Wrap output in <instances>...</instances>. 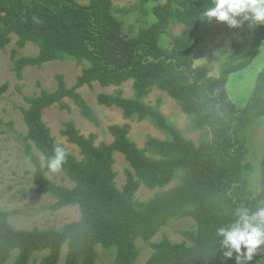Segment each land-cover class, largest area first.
Returning <instances> with one entry per match:
<instances>
[{
	"label": "trees",
	"instance_id": "obj_1",
	"mask_svg": "<svg viewBox=\"0 0 264 264\" xmlns=\"http://www.w3.org/2000/svg\"><path fill=\"white\" fill-rule=\"evenodd\" d=\"M148 0H140L133 9L142 10ZM212 0H165L151 9L155 21L140 27L130 37L114 15L111 0H0V50L17 38L23 49L27 43L38 48L34 56L11 55L12 70L22 80L27 67L41 68L51 61H74L82 65L81 74L68 87L62 75L55 76L56 89L42 90L25 97L22 109L30 141L42 157L59 144L42 120L43 111L54 105L69 111L64 99L71 100L81 115L99 125L95 113L84 101L79 89L97 83L115 87L112 94H99L97 104L118 108L124 120L149 122L165 139L148 137L143 147L129 138L130 125H112V142L95 144L93 133L84 136L72 122H65L61 135L79 149L81 159L67 152L61 172L72 187L58 185L47 177L42 166L26 146L34 165V193L49 196L54 212L77 206L80 219L61 229L15 230L9 214L0 210V264H30L35 254L45 255L39 264H96L97 247L114 249L113 264H135L139 240L148 242L171 221L191 219L192 230L183 231L184 241L171 243L168 238L152 244L146 264H235L225 258L216 230L229 225L238 208L250 210L264 203V156L260 164V189L249 188L252 165L248 161L246 132L257 119L264 117V67L243 108H237L227 93L232 73L250 66L264 46V25L253 23L254 36L237 64L225 65L217 77L210 76V66L194 65V42L204 28V12ZM123 14L131 9L122 8ZM180 25L179 34L169 35L170 26ZM132 31V29H130ZM169 36V45L160 46L161 37ZM132 80L133 98H125L119 89ZM152 89L175 101L199 131L197 143L169 124L161 112V100L145 102ZM8 84L0 85V102ZM62 146V145H61ZM63 147V146H62ZM120 153L130 170L124 171L125 183L116 185L114 153ZM174 180L178 184L155 194L147 201L135 196L143 187L163 189ZM245 249L241 248V253ZM264 264V246L251 261Z\"/></svg>",
	"mask_w": 264,
	"mask_h": 264
},
{
	"label": "rangeland",
	"instance_id": "obj_2",
	"mask_svg": "<svg viewBox=\"0 0 264 264\" xmlns=\"http://www.w3.org/2000/svg\"><path fill=\"white\" fill-rule=\"evenodd\" d=\"M79 4H86L88 0H76ZM114 7L115 17L122 23L123 31L128 36L133 37L140 27H146L155 21L151 14V9L158 3L165 0H148L142 10L133 9L138 6L140 0H111ZM122 8L131 9L130 13L123 14L119 10ZM241 21L239 26L231 27L226 22H218L215 18L209 20L207 17L201 34L194 42L193 54L194 65L210 66V76L217 77L225 65L237 64L246 53L248 46L254 36L253 23ZM132 29V31H130ZM182 30L180 25L170 26L169 35L179 34ZM17 38L12 35L10 44L0 50V85L8 84V90L0 102V210L9 214V224L15 230H48L61 229L64 225L76 222L80 219L77 206H67L59 211H52L50 206L54 200L49 196H38L34 193L33 175L34 165L29 161L26 154V146H31V153L37 157L39 162L42 156L34 145L25 139L27 134L26 126L23 122L22 109H27L28 104L25 97L39 95L44 90L53 92L56 89L55 76L62 75L68 87H71L76 77L81 74L82 65L74 61H51L42 65L41 68L27 67L23 71L22 80H18L12 70L11 55L25 57L34 56L38 53V48L31 43H27L23 49L16 45ZM169 36L161 37L160 46L168 47ZM264 67V46H262L252 64L246 69L230 74L226 86L227 93L237 108H243L255 86L257 76ZM133 81L129 80L119 88L125 98H133ZM115 87L103 88L97 83L92 86H84L79 89L84 101L89 105L98 118L99 125L86 120L77 106L69 99H64L69 111L61 109L59 106H52L43 111L42 120L51 131L52 136L61 144L69 154L77 159H81L79 149L67 142L61 135L65 122H72L84 136L93 133L97 136L95 144L101 142H112V136L108 132V127L112 125H130L129 138L138 147H143L148 137L165 139V135L152 126L149 122H137L124 120L118 108H107L97 104L96 97L99 94H112ZM157 99L161 100V112L169 124L180 130L183 135L197 143L200 138L199 131L193 129L190 119L181 111L175 101L164 93L152 89L145 98L148 104H154ZM246 147L248 149L247 158L253 169L248 176L249 188L253 191L260 189V164L264 156V117L257 119L251 124L246 132ZM116 172V185L121 188L125 183L124 171L130 170L128 163L120 153L113 155ZM50 181L72 187L61 172H48ZM178 184L174 180L163 189L147 190L141 187L136 193L138 201H147L155 194L171 189ZM195 224L191 219H181L171 221L163 227L158 234L148 242L139 240L137 249L139 256L135 264H146L152 254V244L159 242L164 237L171 243H181L185 239L183 231L192 230ZM96 264H113L114 249L105 250L96 248ZM66 254V247L61 251V262L63 263ZM45 254H35L30 264H39ZM15 253L7 264H12Z\"/></svg>",
	"mask_w": 264,
	"mask_h": 264
},
{
	"label": "clouds",
	"instance_id": "obj_3",
	"mask_svg": "<svg viewBox=\"0 0 264 264\" xmlns=\"http://www.w3.org/2000/svg\"><path fill=\"white\" fill-rule=\"evenodd\" d=\"M209 20L215 18L218 22H226L229 26H239L241 21H250L264 25V0H212V6L204 12ZM42 166L50 172L62 170L67 161V152L61 145H56L52 153L42 157ZM217 237L221 238V249L225 258H233L235 264L251 261L257 250L264 246V203L255 210L241 207L236 210L234 220L227 226L216 230ZM245 251L241 253V248Z\"/></svg>",
	"mask_w": 264,
	"mask_h": 264
}]
</instances>
